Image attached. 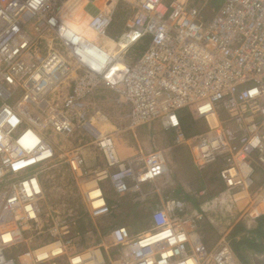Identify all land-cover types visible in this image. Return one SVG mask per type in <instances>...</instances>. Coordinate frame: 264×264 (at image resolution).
Wrapping results in <instances>:
<instances>
[{
	"label": "built area",
	"instance_id": "1",
	"mask_svg": "<svg viewBox=\"0 0 264 264\" xmlns=\"http://www.w3.org/2000/svg\"><path fill=\"white\" fill-rule=\"evenodd\" d=\"M17 1L30 0H0V111L6 103L27 98L31 77L44 58L51 57L48 51L39 62L27 65V55L33 49L26 42L29 21L26 11L17 8ZM37 1L45 16L54 13L50 6L55 1ZM133 3L136 15L127 20L129 27H126L136 38L123 56L128 57L130 48L139 47L127 60V70L115 73L114 81L107 83V87L114 92L117 105L127 107L126 126L134 135L158 125L162 132H173L174 136L165 147L156 145L146 152L142 150L136 158L122 159L116 153L115 131L103 134L92 123V117L83 116L78 129L90 138L89 145L103 158V167L83 184L89 204L96 212H107L104 183L109 182L117 196H124L145 165V176L151 181L166 174L168 154L181 148L191 155L198 171L217 165L223 190L206 201L201 210L168 196L154 210L151 228L146 232L134 234L129 227L118 225L101 244L84 246V232L76 229L79 218L42 214L41 171L37 168L29 172L36 165L48 164L55 152L38 160L40 151L34 149L43 138L31 149L19 142L27 127L38 130L40 136L49 130L54 132L46 126L30 127L42 123L37 122L40 116L46 121L47 110L43 106L55 105L53 96L67 86L57 81L52 92L43 98L48 86L44 81L31 92L37 97L29 100L34 104L33 112L25 106L23 112L27 117H22L13 104L14 116L0 124V264H243L233 249L230 233H223L209 246L196 224L208 213L222 220H228L233 213L240 215L246 229L251 230L256 218L264 216V0H134ZM96 24L99 29L102 27L100 21ZM225 26L233 28L229 31ZM56 33L57 36L51 34L55 46L65 51L69 37L61 30ZM39 40L35 36L33 42ZM34 55L37 59V54ZM89 57L102 64L97 51ZM76 72L80 78H74V86L69 87L71 91L60 106L68 110L61 111L60 124L68 123L61 126L67 136H73L77 130L70 113L84 111L87 97L105 75L83 66ZM17 92L21 98L10 101ZM187 116L193 121L191 132L184 128ZM7 133L12 134L16 144L10 142ZM84 156L83 150L77 151L69 163L78 176L89 177L91 169ZM29 159L32 161L28 162ZM32 176L38 185H34ZM90 181L101 190L103 207L92 205L86 189ZM224 192L227 195L221 197ZM111 208L116 209V205ZM7 233L10 241L3 239ZM20 246L23 250H19ZM47 246H56L57 250H48L42 257L36 255ZM261 255L264 258V252Z\"/></svg>",
	"mask_w": 264,
	"mask_h": 264
},
{
	"label": "rangeland",
	"instance_id": "2",
	"mask_svg": "<svg viewBox=\"0 0 264 264\" xmlns=\"http://www.w3.org/2000/svg\"><path fill=\"white\" fill-rule=\"evenodd\" d=\"M91 1L92 4L90 8L98 10L101 6V0ZM113 2H115V7L108 31L112 30L118 34V38L113 37L109 32L111 37L104 38L101 41L109 40L110 43L116 45L117 52L115 55H119L122 51L121 46L123 44L128 45L130 43L131 38L129 36H121L124 33L125 23L129 18L136 15V10L132 7L134 0H113ZM80 3L83 5L84 1H80ZM66 13L67 12L64 14L65 16ZM46 42L47 41H44L45 44ZM50 42L46 45H52L54 48H57L52 44V42ZM137 47L138 46L130 48L126 53L128 57L122 56L118 61L127 62V60L131 58L130 55L134 53V51L137 52ZM44 49L45 45L42 43L41 48L39 46L37 49L38 53H35L42 54ZM112 71L117 73L119 69L113 68ZM110 76L111 75L106 76L103 81H101V84L94 88V93L87 97V106L83 109L84 111L70 113V118L73 119L74 127L77 129L73 136H56L54 135L55 132H52L51 130L43 134L47 139L50 138L48 142L51 144L50 147H52V151L55 152V155L48 164L44 166L36 165L29 171L34 172L37 168L41 171L40 177L42 182L41 185L43 186V200L40 204L44 212L42 214L50 213V215H54L55 218L62 215H72L73 217L79 218L76 229L80 232H84V246L101 244L103 242L102 240L107 238V235L113 227L122 224L128 225L134 234L146 232L151 228L153 212L156 209L155 208L153 211H150V204L156 201L158 194L160 201L170 196V188L177 185V182L182 183V178H185V175L189 174L185 171V168H183V164L188 162L191 155L181 148V150L168 154L169 164L167 163V172L162 177L155 179L152 182L145 176V165V169L140 172L137 181L131 183V190L129 193L124 196H117L112 190L108 191L106 189V196L108 199L107 212L106 210L104 212H96L91 208L86 197V190L83 184L90 180V177L94 175L93 173L97 171V169L103 167V158L94 146L89 145L90 138L83 136L81 129H78V124L83 123V116L86 119L92 117V123L99 127L103 134H109L115 131V134H117L118 137L117 140L119 143L121 142L120 140L124 142H121L120 144L125 146L126 151L131 153V157L136 158L142 150L146 152L147 149H153L156 145L165 147L170 144L173 139V133L162 132L158 125L151 126L150 128L144 130H139L136 132V135H134L132 131L128 130L126 126L127 120L124 108L117 105L115 102L114 92L107 87V83L114 81V78ZM107 77L110 78L105 80ZM73 80L74 79L72 78L67 81L68 85L62 88V92H58L55 96H53L55 102L61 105L62 101H66L67 94L71 91L70 88L74 86ZM20 96L21 93L17 92V94L13 96L10 101H17L21 98ZM69 107L71 108V104ZM60 110H66L65 112L68 111L67 109ZM84 113H86V115H84ZM187 119L190 120L189 116H187ZM117 140H115V142H117ZM121 148L122 147L119 148L117 146L119 152L121 151L119 150ZM79 150H83L85 155L84 157L91 169L89 177H80L71 169L69 160L73 157V154ZM121 153L122 151L120 154ZM49 154L50 153L48 152L44 156H48ZM121 157L123 159V154ZM178 157H180L179 159L181 161L177 160ZM142 166H144V164H142ZM200 172H203V174L207 173L208 175L206 174L205 176L207 177L206 182L205 179H201L200 181V191H202V196L198 198V203L200 205L199 210H201L206 201L211 198H215L218 196L220 191L223 190V186L216 183L217 180L220 179L218 176L219 173L217 165H210L208 168ZM198 175L200 176V173H198ZM180 176H182V178L178 179ZM160 181L163 183H160ZM108 183L109 182L104 183L103 186L106 185L109 187ZM86 189L88 194L89 187L86 186ZM109 192L112 194L110 193L111 195H108ZM109 196H111L113 200ZM116 198L117 200L115 201ZM119 203H121V205ZM115 205L116 209H112L111 207ZM191 208L194 209L193 207ZM204 217V220L198 222L196 226H198L204 233L205 241L209 246L213 245L217 238L223 233H230L231 230L229 231V228L234 221H240L242 223V219L240 218L241 216L237 214L233 215V213L228 220H222L220 219L222 217L213 213H208ZM19 250H23L22 246L19 247ZM245 255L249 264H264V258H262V255L257 254L255 257L250 256L249 254Z\"/></svg>",
	"mask_w": 264,
	"mask_h": 264
},
{
	"label": "bare ground",
	"instance_id": "3",
	"mask_svg": "<svg viewBox=\"0 0 264 264\" xmlns=\"http://www.w3.org/2000/svg\"><path fill=\"white\" fill-rule=\"evenodd\" d=\"M52 1H55L56 4L55 5L52 4L50 6L51 10L54 11V13L50 14L49 16L48 14L45 16L44 11H42L41 9L42 5L40 7V3L37 0H30L29 2L17 1V3H19L17 8L19 10L26 11L24 13V14L27 13L26 21L27 22L29 21L27 24V30L29 33L27 32V30L25 31L27 45L35 49L36 53H38V50H37L38 47L40 46L41 48V45H42L41 43L43 41H47L46 44H48L51 41L52 44L55 46V43L53 40L54 38L52 37L51 34L53 33L57 36V33H56L57 30H61V32H65L66 36L68 35L69 38H68V44L66 45L65 51H61V49L57 46H55L57 48H54L52 45H46L44 43L46 48L44 49V52L42 54H37V59H36L34 55L35 52L32 51L33 49L29 50L28 54L30 56L27 55L28 57L27 65L33 64L34 61L39 62V59H41L48 51H49L48 54L51 57L44 58L42 62V66H40L35 72V74L33 75V77H31L32 82L28 86L30 93L27 96V98H24L15 103L14 102L9 103V104L6 103L3 105V108L0 111V124H2L3 121L7 120V118L14 116V114L12 113L13 109L11 107L13 104H15L14 108L18 111V113L22 117H27L26 114L23 112V107L25 106L28 108H31L33 112L34 104H32V102L29 100L31 99V97L37 100V97L35 98L31 92L34 93L37 90L36 88H38L37 84H41L44 81H46L48 86L45 83L47 87L44 88V93L41 96L43 98L46 97L45 95L46 93L52 92L53 89L51 88L56 85L57 81H63V83H67L66 81H69L72 78L73 79L76 78L77 80H79L80 77L78 73L76 72L78 67L83 66L85 67L86 70H92L96 73L105 74L103 76V79L112 71L113 68H117L119 70H127V67H126L127 62L118 61L120 60L119 57L120 56L122 57L124 53L115 55L116 46L112 43L107 42V43H104L102 46L99 44L100 39L102 40L104 38L111 37L108 31L109 27L107 30H106V27L110 22V18H112V13L115 7V2H113V0H101V6L98 10L90 8L92 4L91 0H52ZM80 1H84V4L82 5ZM132 4L134 5V3ZM57 10H58V13H57ZM65 12H67L66 13L67 17L64 15ZM33 15H37V17L34 18ZM137 15L139 16L140 12ZM58 18L59 20H57ZM210 18L212 17L210 16ZM97 21H100L102 25L100 29L98 28L96 24ZM126 25L127 26L129 25V21L125 23V28H124L125 33H123L121 37L125 35L129 36L131 40L128 45H130L135 40L136 34L132 33L130 30L127 31ZM225 28L231 31L233 27L225 26ZM35 36H37L40 39L38 42H33ZM137 38H139V35L137 36ZM126 49L124 52H126ZM95 51H97L102 56V64L100 65L96 64L92 60V58L89 57L93 55V52ZM78 54L82 58H80ZM106 61L108 62L106 63ZM60 68L63 69L62 72L60 71ZM66 71H67V78H66ZM60 106L61 105L59 103H56L53 106L52 104H49L48 106L44 105L43 108L47 110L45 111L47 113L46 121H43L45 120L44 116H40L39 117L40 120H37V122L41 121L42 123H39V124L36 123L35 125L30 126V127H37L38 129H41V128L45 129V126H46L47 129H52L55 132L54 135L68 137L67 135L62 133L63 132L62 129L64 128L62 127L61 129V126H66L68 123L63 122V124L60 126L62 122L61 121V118H62L61 111H63V110H60ZM13 119L15 120V118ZM55 125L56 127L53 128ZM36 131L38 130L34 128H29V127L25 128L21 132V135L19 136L20 138L19 142L22 146L26 147L27 149L28 148L31 149L37 146L39 141H41L43 138V141H41L40 143L41 145H39L36 149H34V150L39 149L38 151H40V153H38L37 159L42 160L52 155V147H50L51 144L48 142L50 138L47 139L43 135L40 136L39 134L36 133ZM0 132H1V129H0ZM59 132H61V134ZM5 135L8 137V139L11 140L10 142L12 144L15 142L14 141L15 139L13 138L12 134L7 133ZM117 146L119 148L122 147L119 150L123 152L124 150H126L125 147L119 143V141H117L116 143V148ZM48 152L50 154L48 156H44ZM117 152H118L119 158H122L121 154H123V152L120 154L118 149L116 150V153ZM33 159H35V157ZM31 161L32 159L28 160V162H31ZM32 178L34 179V176H32L31 179ZM33 182L35 183L34 185H38L37 179H34ZM29 184L31 183L29 182ZM92 184H93L92 181L86 184V186L89 187V192H88L89 199L92 200L93 206L97 208L103 207L105 204V201L101 197L102 192L101 190L94 188ZM226 195L227 193L224 192V194L221 197L226 196ZM32 216H33V213H32ZM3 239L5 241H10L11 240L10 234L8 233L4 234ZM48 250L56 251L57 249H56V246H47L43 250H39L38 252H36V255L39 257H42V255Z\"/></svg>",
	"mask_w": 264,
	"mask_h": 264
},
{
	"label": "crops",
	"instance_id": "4",
	"mask_svg": "<svg viewBox=\"0 0 264 264\" xmlns=\"http://www.w3.org/2000/svg\"><path fill=\"white\" fill-rule=\"evenodd\" d=\"M125 28V27H124ZM109 32H110V34L113 36V37H116V38H118V34H116L115 32H113L112 30H109ZM124 33H125V31H123ZM109 34V35H110ZM107 42H109V40H105V41H101V39H100V45L102 46L104 43H107ZM110 43V42H109ZM116 46V45H115ZM117 47V46H116ZM126 47H127V44L125 45V44H123L122 46H121V49H122V51H121V53H124V51H125V49H126ZM139 47V46H138ZM117 52V50L115 51V53ZM121 57V56H120ZM119 57V58H120ZM109 75H111L110 77H114V75H115V72L114 71H112L110 74H108L107 76H109ZM109 77V78H110ZM108 78V77H107ZM121 107H123L124 108V113L125 114H127V111H128V109H127V107H125V106H121ZM118 141V140H117ZM121 142H123L122 140H120ZM120 142V143H121ZM117 143V142H116ZM124 143V142H123ZM125 147V146H124ZM129 149H131V148H129ZM132 150V149H131ZM123 152V151H122ZM181 152H184V151H181ZM120 153V152H119ZM130 152L129 151H126V150H124V152H123V159L124 158H127V157H129L130 156ZM122 155V154H121ZM90 156V155H89ZM181 157V156H180ZM180 157H178V159L177 160H179V161H181L179 158ZM183 168H185V171H187L189 174L188 175H185V178L183 177L182 178V176H180V177H178V179H181L182 178V183H179V182H177L176 184L177 185H174V186H172V188H170V190H171V192L169 193L170 194V196L171 197H174V198H176V199H178V200H181V201H183V202H185L186 203V205L188 206V207H193L194 209H196V210H199V208H200V205H199V199L198 198H200L201 196H202V191H200V189H201V179H205V182H206V180H207V177H205L206 176V174L207 173H204L203 174V172H200V171H197V169H196V167H195V165L193 164V162L191 161V159H188V162H186V163H184L183 164ZM178 171V170H177ZM200 173V176L198 175V173ZM178 174H179V172H178ZM208 175V174H207ZM153 182V181H152ZM193 182V183H192ZM222 181L220 180V179H218L217 180V182L216 183H218V185H222L223 186V183H221ZM156 183H158V182H156ZM160 183H163V182H161L160 181ZM205 184V183H204ZM105 188L109 191V190H111V187H110V185H109V187L108 186H106L105 185ZM223 188V187H222ZM160 189V188H159ZM165 190V189H164ZM204 190V189H203ZM194 191V192H193ZM207 191V190H206ZM200 192V193H199ZM111 192H109L108 193V195H111L110 194ZM161 195V194H160ZM198 196V197H196V196ZM111 199H112V197L111 196H109ZM113 198H114V196H113ZM113 200V199H112ZM117 200V198L115 199V201ZM119 202V201H118ZM120 205H121V203H119ZM160 204V197H159V194H158V196H157V198H156V201H154V202H152V204H150V208L152 209H150V211H153V209H155L158 205ZM205 207H207V204L206 205H204ZM190 207V208H191ZM240 221H234L233 222V224H231L230 225V228H229V231L230 230H232L233 229V227H234V225H236L237 223H239ZM243 223V222H242ZM244 224V223H243ZM120 226H126V227H129L128 225H126V224H122V225H120ZM254 226H255V224H254ZM253 226V227H254ZM250 236V234H247V233H245L243 236ZM238 239H240V236H239V238ZM246 254H249L250 256H257V253H255L254 251H246ZM243 262V261H242ZM247 263H248V261H246ZM243 264H246V263H244L243 262Z\"/></svg>",
	"mask_w": 264,
	"mask_h": 264
},
{
	"label": "trees",
	"instance_id": "5",
	"mask_svg": "<svg viewBox=\"0 0 264 264\" xmlns=\"http://www.w3.org/2000/svg\"><path fill=\"white\" fill-rule=\"evenodd\" d=\"M192 119H184V128L187 131H192ZM245 233L250 236H243ZM240 236V239H238ZM232 239V246L234 251L240 256L242 261L246 264V251H254L261 255L264 252V216L256 218L255 226L251 230H247L245 225L241 222L237 223L230 232Z\"/></svg>",
	"mask_w": 264,
	"mask_h": 264
}]
</instances>
